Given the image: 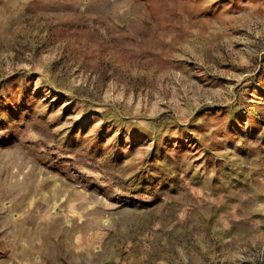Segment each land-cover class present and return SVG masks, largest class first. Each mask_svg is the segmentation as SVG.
Returning a JSON list of instances; mask_svg holds the SVG:
<instances>
[{
  "label": "rangeland",
  "instance_id": "rangeland-1",
  "mask_svg": "<svg viewBox=\"0 0 264 264\" xmlns=\"http://www.w3.org/2000/svg\"><path fill=\"white\" fill-rule=\"evenodd\" d=\"M0 264H264V0H0Z\"/></svg>",
  "mask_w": 264,
  "mask_h": 264
}]
</instances>
